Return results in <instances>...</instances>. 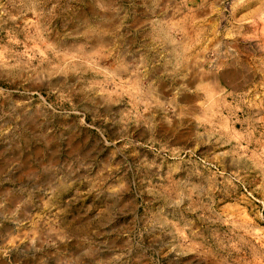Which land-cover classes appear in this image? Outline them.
Returning a JSON list of instances; mask_svg holds the SVG:
<instances>
[{
    "label": "rangeland",
    "instance_id": "374dc122",
    "mask_svg": "<svg viewBox=\"0 0 264 264\" xmlns=\"http://www.w3.org/2000/svg\"><path fill=\"white\" fill-rule=\"evenodd\" d=\"M0 264H264V0H0Z\"/></svg>",
    "mask_w": 264,
    "mask_h": 264
}]
</instances>
